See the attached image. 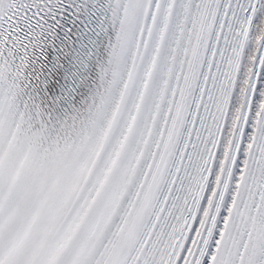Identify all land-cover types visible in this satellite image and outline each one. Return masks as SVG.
<instances>
[{
  "label": "snow or ice",
  "instance_id": "obj_1",
  "mask_svg": "<svg viewBox=\"0 0 264 264\" xmlns=\"http://www.w3.org/2000/svg\"><path fill=\"white\" fill-rule=\"evenodd\" d=\"M0 264H264V0H0Z\"/></svg>",
  "mask_w": 264,
  "mask_h": 264
}]
</instances>
